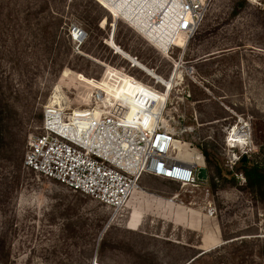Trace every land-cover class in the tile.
<instances>
[{"label": "rangeland", "instance_id": "obj_1", "mask_svg": "<svg viewBox=\"0 0 264 264\" xmlns=\"http://www.w3.org/2000/svg\"><path fill=\"white\" fill-rule=\"evenodd\" d=\"M105 64L163 94L131 93L141 83L116 84ZM103 81L135 116L151 102L175 158L198 157L208 178L144 175L114 212L27 168L47 106L71 115ZM0 110V264H264V188L236 168L264 164V0H207L197 32L164 48L98 0H0Z\"/></svg>", "mask_w": 264, "mask_h": 264}, {"label": "built area", "instance_id": "obj_2", "mask_svg": "<svg viewBox=\"0 0 264 264\" xmlns=\"http://www.w3.org/2000/svg\"><path fill=\"white\" fill-rule=\"evenodd\" d=\"M98 1L133 25V0ZM206 12L207 0H165L155 20L169 27L176 38L188 37L197 32ZM75 31L81 36L82 31L74 26L73 34ZM105 66L112 77L119 79L116 84L128 78L163 94L126 70ZM131 66L135 64L131 62ZM108 97L105 90L93 93L92 105L81 107L86 110L81 114L73 110L65 117L47 111L44 131L30 142L24 165L114 212L128 203L147 174L184 186L200 185L201 161L198 157L192 161L175 158L177 134L149 109L151 102H143L140 114L129 119L128 106Z\"/></svg>", "mask_w": 264, "mask_h": 264}, {"label": "bare ground", "instance_id": "obj_3", "mask_svg": "<svg viewBox=\"0 0 264 264\" xmlns=\"http://www.w3.org/2000/svg\"><path fill=\"white\" fill-rule=\"evenodd\" d=\"M164 1L165 0H133V13H134L133 14L134 15L133 16V26H134V28L136 27L137 29H139V31L141 30L146 36L150 37L155 42V44L157 46H159V47L161 46L162 48L167 47L168 43H171V41L174 38H176L175 34L171 32L169 27H166L165 24L159 25V23L155 20V16L161 15L162 2H164ZM135 12H136V15H135ZM78 33H79L78 31H75L74 34H76L78 37H80L78 35ZM180 36L181 35H178V37H180ZM75 38H77V37H75ZM126 80H128V79H126ZM124 82L122 83V85L124 84ZM129 82L130 83L128 84L127 89L131 93H133V92L136 93L140 87L144 86L142 84H138L135 82H131V81H129ZM104 83L105 82L103 81L102 84H97L96 88L94 90H92V92L86 94V100H88V103H87L88 105H92L91 104V102H92L91 97H92L93 93L100 92L102 90H105L107 92V94L109 96L108 98L110 99V101L112 100V102L114 101L116 104L118 103V100L116 98V94L114 93L115 89L112 90V89L106 87L104 85ZM122 85H120V86H122ZM115 87L116 86H114L113 88H115ZM112 96H113V99H111ZM54 97L57 99V102H59L58 101V95H55ZM54 103L56 104V100L54 101ZM47 108H48L47 111H55L58 114H60V116H62V115L65 116L63 109H59V108L52 109L50 107V105H48ZM85 111L86 110H82L81 108H78L75 110V112L77 114L78 113L81 114ZM127 114H128L129 119L136 117L132 113V110L129 107H128V113ZM230 141L237 143V144L245 143L243 135L239 134L236 130L231 134ZM176 150H177V146H176ZM165 179L170 180L169 178H165ZM170 181H173V180H170Z\"/></svg>", "mask_w": 264, "mask_h": 264}, {"label": "trees", "instance_id": "obj_4", "mask_svg": "<svg viewBox=\"0 0 264 264\" xmlns=\"http://www.w3.org/2000/svg\"><path fill=\"white\" fill-rule=\"evenodd\" d=\"M157 102V98L155 99ZM8 123V118L5 116L4 111L0 110V149L6 146V125ZM14 152H16L14 150ZM207 154L206 151H204ZM245 175L247 180V185L250 187L254 193L259 195L262 193L261 189L264 188V164L252 163L246 160H240L238 166ZM104 243H101L99 249L103 248Z\"/></svg>", "mask_w": 264, "mask_h": 264}, {"label": "water", "instance_id": "obj_5", "mask_svg": "<svg viewBox=\"0 0 264 264\" xmlns=\"http://www.w3.org/2000/svg\"><path fill=\"white\" fill-rule=\"evenodd\" d=\"M247 159V155H244L242 157V160H246ZM198 178L201 179V180H206L208 178V171L205 167H202L199 169V172H198Z\"/></svg>", "mask_w": 264, "mask_h": 264}, {"label": "crops", "instance_id": "obj_6", "mask_svg": "<svg viewBox=\"0 0 264 264\" xmlns=\"http://www.w3.org/2000/svg\"><path fill=\"white\" fill-rule=\"evenodd\" d=\"M172 201V200H171ZM173 202V201H172ZM168 203V200H167V202H166V204ZM174 204V203H173Z\"/></svg>", "mask_w": 264, "mask_h": 264}]
</instances>
